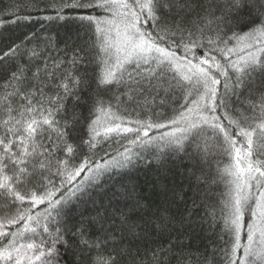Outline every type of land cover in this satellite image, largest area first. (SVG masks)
Returning <instances> with one entry per match:
<instances>
[{
	"label": "snow or ice",
	"instance_id": "obj_1",
	"mask_svg": "<svg viewBox=\"0 0 264 264\" xmlns=\"http://www.w3.org/2000/svg\"><path fill=\"white\" fill-rule=\"evenodd\" d=\"M172 260L264 264V0H16L0 264Z\"/></svg>",
	"mask_w": 264,
	"mask_h": 264
},
{
	"label": "trees",
	"instance_id": "obj_2",
	"mask_svg": "<svg viewBox=\"0 0 264 264\" xmlns=\"http://www.w3.org/2000/svg\"><path fill=\"white\" fill-rule=\"evenodd\" d=\"M16 0H0V18H7L9 15V12L12 8V6L15 4ZM30 27V26H29ZM29 27H22L19 29H16L17 34L19 32H27L29 30ZM68 27H73V26H57L54 31L53 35L55 34L56 31H59L61 34L64 33V31L67 30ZM55 55V53H53ZM215 167V165H213ZM140 175L143 178V169L140 170ZM221 186V190H222ZM172 264H176L175 260H172Z\"/></svg>",
	"mask_w": 264,
	"mask_h": 264
}]
</instances>
